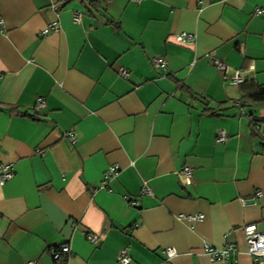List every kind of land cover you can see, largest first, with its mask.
Masks as SVG:
<instances>
[{"label": "crops", "instance_id": "crops-1", "mask_svg": "<svg viewBox=\"0 0 264 264\" xmlns=\"http://www.w3.org/2000/svg\"><path fill=\"white\" fill-rule=\"evenodd\" d=\"M0 16V162L13 164L0 184V264H54L48 248L65 243L66 264H122L123 248L128 264H216L205 243L233 244L230 264H264L243 232H264V108L251 118L247 87L209 56L264 84V0H0Z\"/></svg>", "mask_w": 264, "mask_h": 264}, {"label": "built area", "instance_id": "built-area-1", "mask_svg": "<svg viewBox=\"0 0 264 264\" xmlns=\"http://www.w3.org/2000/svg\"><path fill=\"white\" fill-rule=\"evenodd\" d=\"M134 2H140L141 0H132ZM258 13L261 12V9L256 10ZM75 20H78V16H74ZM54 31L59 30V25L57 23H53L51 25ZM3 19L0 16V34L3 33ZM47 29L44 30V33ZM174 40L180 44L190 45L193 44L195 41V36L191 33L187 32H178L174 34ZM210 58L212 59V63L216 70L222 73L226 78H229L232 82L236 84H240L245 80V72L241 70H234L230 76L227 75V65L213 53L209 54ZM153 67L156 69L164 68L166 65V60L162 56H156L152 58ZM119 74L122 77H127V72L123 68L118 69ZM44 107V103L42 99H37L34 104V109L39 110L40 108ZM258 135L262 140H264V123H260L256 126ZM65 137L72 143L75 141V137L72 131H68L65 133ZM227 134L224 130H218L216 133V141L222 142L226 139ZM43 153H41L42 155ZM116 172L115 166H109L106 170V175H114ZM13 175V164L11 162H0V184H3L6 180L11 178ZM179 181L183 185H190L192 183V168L183 165L181 169L177 172ZM142 193H150L146 183H143L141 186ZM261 196L260 191H256L254 195L242 199L243 203H251L255 202L257 198ZM128 202L132 206H136L137 202L126 198ZM178 217H186L189 220H201L203 215L200 213L190 214V215H179ZM243 232L245 234V240L247 245V253L254 257L255 259H264V232H260L257 230L255 224H249L243 227ZM86 239L91 243L97 242V235L92 233L86 234ZM205 254L208 256L211 262L216 264H230L234 261L236 255V248L233 244H227L223 247H214L209 244H203L202 247ZM49 254L54 261V264H66V260L68 255L70 254V248L68 244H61L50 246L48 248ZM162 253L166 256L170 257L175 254V251L172 247H167L162 249ZM118 261L122 264H128L130 262V256L128 255L127 248H123L118 255ZM26 264H36L34 260H29Z\"/></svg>", "mask_w": 264, "mask_h": 264}, {"label": "trees", "instance_id": "trees-1", "mask_svg": "<svg viewBox=\"0 0 264 264\" xmlns=\"http://www.w3.org/2000/svg\"><path fill=\"white\" fill-rule=\"evenodd\" d=\"M87 4L96 6L100 3L101 0H85ZM109 23H113L115 27L118 26V23L114 21H110ZM240 86L247 87L246 92L243 95L244 99V106L248 107L252 113L250 114V117H253V113L255 108H264V84H258L254 82L253 80H244L242 83H240ZM254 121L251 120V123L254 125L256 124L253 123Z\"/></svg>", "mask_w": 264, "mask_h": 264}, {"label": "water", "instance_id": "water-1", "mask_svg": "<svg viewBox=\"0 0 264 264\" xmlns=\"http://www.w3.org/2000/svg\"><path fill=\"white\" fill-rule=\"evenodd\" d=\"M250 113V112H249Z\"/></svg>", "mask_w": 264, "mask_h": 264}]
</instances>
